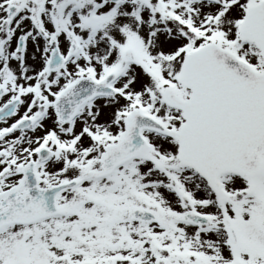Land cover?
Wrapping results in <instances>:
<instances>
[{
  "label": "snow or ice",
  "instance_id": "1",
  "mask_svg": "<svg viewBox=\"0 0 264 264\" xmlns=\"http://www.w3.org/2000/svg\"><path fill=\"white\" fill-rule=\"evenodd\" d=\"M0 264H264V0H0Z\"/></svg>",
  "mask_w": 264,
  "mask_h": 264
}]
</instances>
